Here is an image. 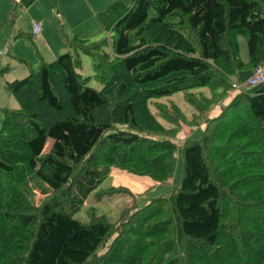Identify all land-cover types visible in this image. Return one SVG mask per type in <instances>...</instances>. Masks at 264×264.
<instances>
[{
    "label": "trees",
    "instance_id": "16d2710c",
    "mask_svg": "<svg viewBox=\"0 0 264 264\" xmlns=\"http://www.w3.org/2000/svg\"><path fill=\"white\" fill-rule=\"evenodd\" d=\"M36 1L13 0L8 23ZM97 20L106 38L63 34L66 52L6 85L19 108L2 109L0 264H264V83L230 95L213 119L211 99L191 92L228 96L264 65V0L117 1ZM82 56L101 89L80 72ZM179 92L206 122L181 147L159 120L179 122L178 106L151 110ZM179 151L172 195L134 201L117 222L74 218L113 168L165 184ZM117 193L133 195H100Z\"/></svg>",
    "mask_w": 264,
    "mask_h": 264
},
{
    "label": "rangeland",
    "instance_id": "374dc122",
    "mask_svg": "<svg viewBox=\"0 0 264 264\" xmlns=\"http://www.w3.org/2000/svg\"><path fill=\"white\" fill-rule=\"evenodd\" d=\"M122 1L127 5L132 4V0H96L93 4H91V8L95 7L96 9H100L101 12L105 7L117 2ZM8 5L10 7V11L14 9V3L12 0L8 1ZM33 16L31 14L26 15V10H23L17 20L15 26L8 23L10 20V11L6 10V3L0 1V44L6 43L7 39H9L15 32L16 37L13 39V43L11 44V48H9L8 53H12L14 55L15 50L18 51L21 55L28 59L29 64L19 63L26 67L29 75L31 71L38 72L40 66L42 65L43 61L41 60L40 52L43 53L41 46L39 45V41L37 39H31L28 37L27 33L31 29V21L33 17L37 21H41L44 25L45 17L48 18V21L55 20L58 21L59 12H58V4L55 7L53 4V0H40L37 5H33ZM60 11V10H59ZM98 12V13H99ZM97 13V14H98ZM91 11L88 9V14L84 12L81 16V23H87L88 27L85 32L88 36H82L84 39L89 40L91 42L99 41L101 39L106 38L108 35L106 32L101 29L97 20V14L94 17L90 16ZM68 29H74L68 26ZM59 28V34H55V30L51 29V36L54 37L52 40L53 43H61L66 44L65 37L63 34L68 37L72 38L74 36H70L67 34L65 28L64 30ZM30 32V31H29ZM4 39V42H1ZM240 45H241V55L245 62L249 61V53H248V45L247 40L244 37L239 38ZM2 47V46H1ZM68 48V46H67ZM4 49V48H3ZM3 51V50H0ZM62 54V53H61ZM58 54L57 57H59ZM82 67L81 73L84 77H90L89 86L96 89H101L102 85L95 77V72L93 70L91 61L88 57L82 56ZM22 60V59H21ZM7 67V65L2 66V68ZM11 69L8 73H10ZM15 72V71H14ZM7 73V74H8ZM4 75V74H3ZM26 75V76H27ZM24 76V77H26ZM252 76L251 71H244L240 73L238 78H235V83L242 85L245 84L250 77ZM23 77V78H24ZM2 78V76H0ZM22 79V78H20ZM3 95L5 90H1ZM222 89H219L213 92L209 88H203L199 90H192L191 92L197 94H203L208 99H211V106L208 112V119H213L221 115L223 111V107L231 102L230 94H236L237 90H231L228 96L223 97ZM7 94L11 96L13 100H15L14 107L16 109L19 108V104L14 99L12 93L6 91ZM216 94V96L214 95ZM175 103L178 108L180 109L181 113L183 114L180 118L179 122L170 121L167 118H160L159 120L161 123L166 127V129L172 130V134L166 138L172 140L178 146H182L188 140H199L203 137L204 133L206 132V122L199 121L195 119L194 115L197 112L195 107L189 103L185 99V94L183 92L176 93L170 97H164L161 99H155L151 102V110L155 115H158L160 107L167 108L172 110L171 104ZM4 109H11L9 107H2L0 106V131L2 129V125L5 119ZM12 108L11 110H16ZM177 168L174 177L165 184H156L151 181L149 178L140 177L133 174H128L127 172H123L117 168H113L111 176L106 179L91 195L88 197L85 206L75 214L74 218L81 220L82 222L88 223L91 219V213H95L97 216H106L111 222H117L123 213V211L134 204L133 202L136 201L137 208L146 205L147 203L152 202L153 200L160 198V197H168L172 195L176 186L180 184L184 176V160L182 157V153L179 151L177 152ZM115 188L116 190L120 188H126L129 190L133 195L128 196L126 194H114V195H100L102 192H108L109 189ZM37 201L43 199V197L37 193Z\"/></svg>",
    "mask_w": 264,
    "mask_h": 264
},
{
    "label": "crops",
    "instance_id": "0c3cea01",
    "mask_svg": "<svg viewBox=\"0 0 264 264\" xmlns=\"http://www.w3.org/2000/svg\"><path fill=\"white\" fill-rule=\"evenodd\" d=\"M0 1L6 3V10L9 12L10 11V7L8 5L9 0H0ZM39 1L40 0H37L34 5H37ZM95 1L96 0H58V12H59L58 21L56 22L55 20H51L49 22L48 18L45 17V19L42 20L44 21V30L40 37L33 38L30 35L29 32L30 30L28 31L27 33L28 37H30L32 40L37 39L39 41V45L43 50V53H41L39 49V54L41 56L42 61L45 62L53 61L54 59L57 58L58 54L64 53L68 49L67 45L65 46V44H61L60 42L59 43L52 42V40H54V37L51 36V32H50L51 29L55 30V34L57 35H60L59 28L60 29L62 28L63 30L65 28L67 34H69L70 36H78L83 39L84 37L82 36H88L85 30L90 26H88L87 23H81L82 22L81 16L84 12L88 14V9H90L91 11L90 14L91 17H94V15L100 11V9H96L95 7L91 8L92 7L91 4H93ZM32 7L33 5L28 9H24L26 10V15L31 14L33 16ZM31 18L33 21L36 20L33 17ZM0 21H2L1 18ZM68 26L74 29H68ZM15 35L16 32L9 39H7L6 43H3V45L0 44V50H3L0 51V69L2 68V66L7 65V67H5L7 70L5 72L0 73V76H2V78H0V106L9 107L11 109L12 108L16 109V107H14L15 100H13L11 96L7 94L6 91L9 90L7 89L6 85L7 83L23 78L28 74L27 70H25L26 68H22L26 66L21 65L19 63H23L26 65L29 64L28 59L23 55H21L20 53H18L17 50H15L14 55H12V53H8V50L9 48H11V44L13 43V39H15L16 37ZM1 42H4V39ZM10 69L11 71L10 73H8ZM2 88L3 90H5L4 91V93H6L5 95L1 93ZM9 93L11 92L9 91Z\"/></svg>",
    "mask_w": 264,
    "mask_h": 264
},
{
    "label": "built area",
    "instance_id": "2783aa9c",
    "mask_svg": "<svg viewBox=\"0 0 264 264\" xmlns=\"http://www.w3.org/2000/svg\"><path fill=\"white\" fill-rule=\"evenodd\" d=\"M43 29L44 27H43L42 22L34 20L32 22L31 29H30L31 37L33 38L40 37L42 35ZM262 83H264V65L258 66L254 70L250 79L245 84L239 85V84L234 83L233 89L237 90L238 92H241V91H244V89L247 87H255Z\"/></svg>",
    "mask_w": 264,
    "mask_h": 264
}]
</instances>
